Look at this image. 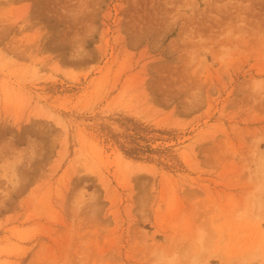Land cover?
I'll return each instance as SVG.
<instances>
[{
  "label": "rangeland",
  "instance_id": "obj_1",
  "mask_svg": "<svg viewBox=\"0 0 264 264\" xmlns=\"http://www.w3.org/2000/svg\"><path fill=\"white\" fill-rule=\"evenodd\" d=\"M0 264H264V0H0Z\"/></svg>",
  "mask_w": 264,
  "mask_h": 264
},
{
  "label": "trees",
  "instance_id": "obj_2",
  "mask_svg": "<svg viewBox=\"0 0 264 264\" xmlns=\"http://www.w3.org/2000/svg\"><path fill=\"white\" fill-rule=\"evenodd\" d=\"M122 152L124 153V155H126L127 157H137V153L140 152L139 149H126L125 147L122 146Z\"/></svg>",
  "mask_w": 264,
  "mask_h": 264
}]
</instances>
